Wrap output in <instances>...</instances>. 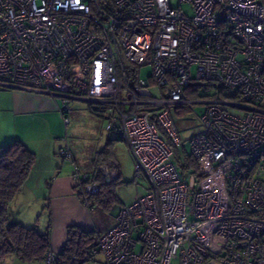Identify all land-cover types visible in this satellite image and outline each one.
<instances>
[{"label":"built area","instance_id":"2783aa9c","mask_svg":"<svg viewBox=\"0 0 264 264\" xmlns=\"http://www.w3.org/2000/svg\"><path fill=\"white\" fill-rule=\"evenodd\" d=\"M0 88L61 99L65 124L84 100L126 144L147 188L99 235L104 264H264V0H0ZM194 103L197 177L167 141ZM72 178L84 201L99 189Z\"/></svg>","mask_w":264,"mask_h":264},{"label":"rangeland","instance_id":"374dc122","mask_svg":"<svg viewBox=\"0 0 264 264\" xmlns=\"http://www.w3.org/2000/svg\"><path fill=\"white\" fill-rule=\"evenodd\" d=\"M183 9L188 14L191 12L186 4H183ZM151 71L150 65L141 66L140 76L147 79ZM194 72L195 67L192 66L191 73L194 74ZM207 90L206 87H199L194 96H189L191 98H203ZM55 99L62 106L61 99ZM69 105L68 124L63 122V116L59 112V116L49 115L47 125L25 119L22 121V124L20 122L15 123L17 125L16 128L11 129H14V133L23 137L28 136V134L31 135V133L36 134L35 132H38L37 134H40V137L46 136L51 141V145L56 152L59 147L68 146L72 153L73 163L65 160L57 153L56 159L58 165H72L74 168H78L81 174H92L94 172L93 158L95 152L105 147L108 149V162L113 161L116 164V168L114 169L116 170L114 180L118 178L115 180L114 186L116 200L113 201L110 208L105 210L93 203L90 208H87L90 213L91 230L103 233L115 224L116 216L120 208L130 204L137 194L144 192L147 181L143 176L135 175L133 160L126 144L118 138L117 132L115 130L108 131L105 129L106 120L104 112H101V115L92 112L89 109V104L84 100L72 99ZM203 107L204 104L202 103H194L193 109L187 108L181 114L175 115L172 118V123L178 136L176 146L186 153H190L191 137L202 129V124L196 113H200ZM189 112L190 114H188ZM9 124L3 121V124H0V132L9 129L11 127ZM29 140L31 148H37L36 143L32 139ZM103 166L104 169L100 168L102 174L105 173V170L109 169L105 164ZM112 179V177L107 175L105 177L106 181ZM85 264H104L102 254L100 252H94ZM171 264H178V261L174 260Z\"/></svg>","mask_w":264,"mask_h":264},{"label":"crops","instance_id":"0c3cea01","mask_svg":"<svg viewBox=\"0 0 264 264\" xmlns=\"http://www.w3.org/2000/svg\"><path fill=\"white\" fill-rule=\"evenodd\" d=\"M58 105L56 99L35 92L0 89V124L5 121L11 125L0 132V146L18 139L36 157L29 176L10 204L11 219L26 226L37 221L42 231L48 228L50 250L53 253H57L65 243L67 226L77 225L84 230H91L89 210L75 193L72 178L74 167L58 165V151H54L51 141L46 136L40 137L38 132L23 137L11 128H16L15 123L22 124L25 119L47 125L49 115L59 116ZM28 138L36 143L39 150L31 148ZM146 188L147 185L144 190ZM0 264L26 263L15 255H9Z\"/></svg>","mask_w":264,"mask_h":264},{"label":"trees","instance_id":"16d2710c","mask_svg":"<svg viewBox=\"0 0 264 264\" xmlns=\"http://www.w3.org/2000/svg\"><path fill=\"white\" fill-rule=\"evenodd\" d=\"M198 88L197 85L192 84L187 93L194 96ZM89 109L101 115L102 111L90 104ZM167 141L173 150V159L178 170L182 174L189 173L197 177L196 161L192 155L178 149L169 137ZM108 155L106 147L97 151L93 158L94 172L90 175L86 174L87 179L85 182L96 183L99 187L98 191L88 195L86 201L81 195L77 194V197L87 208H90L93 203L105 210L110 208L113 201L116 200L114 186L115 180L118 178L106 181V176L102 174L99 167L105 164L107 168L116 172L114 170L116 164L113 161L108 162ZM35 158V153L18 139L0 146V263L7 256L15 255L26 264L35 262H44L45 264L47 252L51 251L48 228L44 231L40 230L37 221L31 226H26L13 221L10 214V204L29 176ZM100 234L95 230H84L77 225L67 226L65 243L57 253H54L56 263L85 264L92 254L97 251V240Z\"/></svg>","mask_w":264,"mask_h":264},{"label":"water","instance_id":"95a60500","mask_svg":"<svg viewBox=\"0 0 264 264\" xmlns=\"http://www.w3.org/2000/svg\"><path fill=\"white\" fill-rule=\"evenodd\" d=\"M141 93H142V94H147V90L143 89V90L141 91ZM192 184H193V177H191L190 180H189V185H192Z\"/></svg>","mask_w":264,"mask_h":264}]
</instances>
